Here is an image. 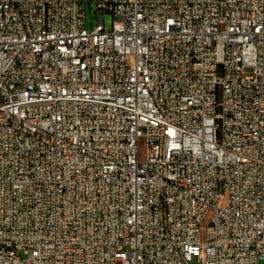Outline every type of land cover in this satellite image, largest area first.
I'll list each match as a JSON object with an SVG mask.
<instances>
[{
    "label": "built area",
    "instance_id": "2783aa9c",
    "mask_svg": "<svg viewBox=\"0 0 264 264\" xmlns=\"http://www.w3.org/2000/svg\"><path fill=\"white\" fill-rule=\"evenodd\" d=\"M85 5L0 0V264H264V0Z\"/></svg>",
    "mask_w": 264,
    "mask_h": 264
},
{
    "label": "rangeland",
    "instance_id": "374dc122",
    "mask_svg": "<svg viewBox=\"0 0 264 264\" xmlns=\"http://www.w3.org/2000/svg\"><path fill=\"white\" fill-rule=\"evenodd\" d=\"M95 1L97 0H86L85 5V17L87 28L90 29L92 26L98 23V18L95 12ZM102 20L106 30H111L113 17L110 14H103ZM191 264H196L194 261Z\"/></svg>",
    "mask_w": 264,
    "mask_h": 264
}]
</instances>
